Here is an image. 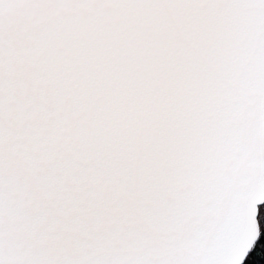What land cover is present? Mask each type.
Wrapping results in <instances>:
<instances>
[{"label":"snow or ice","instance_id":"snow-or-ice-1","mask_svg":"<svg viewBox=\"0 0 264 264\" xmlns=\"http://www.w3.org/2000/svg\"><path fill=\"white\" fill-rule=\"evenodd\" d=\"M264 203V0H0V264H243Z\"/></svg>","mask_w":264,"mask_h":264},{"label":"trees","instance_id":"trees-1","mask_svg":"<svg viewBox=\"0 0 264 264\" xmlns=\"http://www.w3.org/2000/svg\"><path fill=\"white\" fill-rule=\"evenodd\" d=\"M258 221L260 236L243 264H264V204L259 207Z\"/></svg>","mask_w":264,"mask_h":264},{"label":"water","instance_id":"water-1","mask_svg":"<svg viewBox=\"0 0 264 264\" xmlns=\"http://www.w3.org/2000/svg\"><path fill=\"white\" fill-rule=\"evenodd\" d=\"M262 204H264V203H261L258 207H260ZM257 220H258V216H257ZM250 252V251H249ZM249 254V253H248ZM246 259V258H245Z\"/></svg>","mask_w":264,"mask_h":264}]
</instances>
